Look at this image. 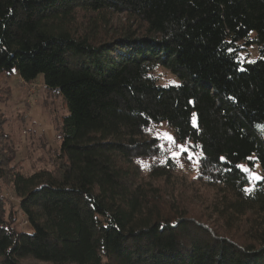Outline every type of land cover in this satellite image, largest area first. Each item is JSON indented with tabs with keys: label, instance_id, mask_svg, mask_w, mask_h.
<instances>
[{
	"label": "trees",
	"instance_id": "obj_1",
	"mask_svg": "<svg viewBox=\"0 0 264 264\" xmlns=\"http://www.w3.org/2000/svg\"><path fill=\"white\" fill-rule=\"evenodd\" d=\"M15 71L69 113L51 167L25 173L0 108V179L32 229L0 196V264H264V0H0Z\"/></svg>",
	"mask_w": 264,
	"mask_h": 264
},
{
	"label": "rangeland",
	"instance_id": "obj_2",
	"mask_svg": "<svg viewBox=\"0 0 264 264\" xmlns=\"http://www.w3.org/2000/svg\"><path fill=\"white\" fill-rule=\"evenodd\" d=\"M117 20L124 21L123 17L114 18V22ZM249 51L250 55L247 59L254 60L258 57L256 47ZM160 73L163 85L180 83L178 77L170 71L161 69ZM5 86L11 87L10 97L0 101V108L7 116L3 130L9 134L11 142L18 151L13 163L17 164L25 173H31L34 169L41 167H51V159L54 157L52 150L61 144V124L63 118L69 113L64 96L61 93L55 94L46 90L43 74H40L32 83L22 81L17 71L10 75H2L0 76V87ZM157 133L164 139L163 144L168 149H175L172 151V155L181 152L180 144H174V137L165 125L158 127ZM166 133L168 135H165ZM180 155H177L176 158H181L180 162L183 167L181 176H186L190 181L195 174L196 158L190 151L186 152L184 160ZM189 155H192L193 160L188 158ZM241 167L249 174L248 188H254L257 181L262 178L260 163H255L253 168L242 163ZM192 189H189L191 195H193ZM0 196L4 197L6 215L10 210L12 214L18 211L20 228L31 232L30 226L23 222L24 215L19 212V199L14 194L10 180L0 179ZM199 203V200L193 199V205L197 210ZM27 263H31V260H27ZM34 264L39 263L34 262Z\"/></svg>",
	"mask_w": 264,
	"mask_h": 264
},
{
	"label": "snow or ice",
	"instance_id": "obj_3",
	"mask_svg": "<svg viewBox=\"0 0 264 264\" xmlns=\"http://www.w3.org/2000/svg\"><path fill=\"white\" fill-rule=\"evenodd\" d=\"M165 135H168L167 133ZM180 149H181V152L178 154V153H173V158H176L177 155H180V154H183V152H187L189 151V149L185 146V145H179ZM194 155V154H193ZM189 159H192V155H189L188 157ZM223 159V158H221Z\"/></svg>",
	"mask_w": 264,
	"mask_h": 264
}]
</instances>
